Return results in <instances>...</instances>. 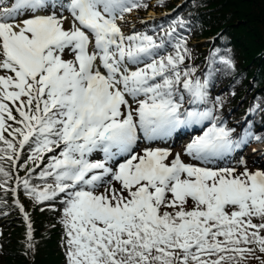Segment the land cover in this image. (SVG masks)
<instances>
[{
    "label": "snow or ice",
    "instance_id": "snow-or-ice-1",
    "mask_svg": "<svg viewBox=\"0 0 264 264\" xmlns=\"http://www.w3.org/2000/svg\"><path fill=\"white\" fill-rule=\"evenodd\" d=\"M148 7L0 0V191L33 254L21 195L58 214L64 264H264V166L244 158L264 143V93L229 126L214 90L245 78L231 49L197 63L180 15L126 32Z\"/></svg>",
    "mask_w": 264,
    "mask_h": 264
},
{
    "label": "trees",
    "instance_id": "trees-1",
    "mask_svg": "<svg viewBox=\"0 0 264 264\" xmlns=\"http://www.w3.org/2000/svg\"><path fill=\"white\" fill-rule=\"evenodd\" d=\"M177 1L165 0L162 7L172 9ZM179 11L195 24L189 40L197 57L196 62H202L203 54L213 46V42L218 47L226 45L232 51L238 74L242 73L245 77L231 86L229 80H222L214 90V94L221 90L225 101L224 118L229 126L235 125L244 117L252 97L264 93V0H191ZM153 26L157 27L150 24L147 28ZM192 39L210 40L191 45ZM233 90L235 96L229 94ZM262 118L258 115L254 122L260 123ZM248 163L251 165V162ZM8 203L13 205L9 197ZM17 215L15 212L10 218ZM58 218L49 210L41 212L38 208L33 212L37 242L34 254L26 248L25 230L20 221L14 219L5 223L2 227L4 233L0 236V264H64V255L59 250L62 229ZM13 224L19 227L16 229ZM9 228L12 232L8 231ZM44 249L47 252L43 254ZM250 264H259V261L253 259Z\"/></svg>",
    "mask_w": 264,
    "mask_h": 264
},
{
    "label": "rangeland",
    "instance_id": "rangeland-1",
    "mask_svg": "<svg viewBox=\"0 0 264 264\" xmlns=\"http://www.w3.org/2000/svg\"><path fill=\"white\" fill-rule=\"evenodd\" d=\"M188 1H191V0H178L177 2H175L174 7H172V9L164 8L162 6H160V8H162L160 9L157 7V5L165 2V0H146V2L149 4L148 9L147 10L140 9L130 14L127 18V27L125 28V31L131 32L133 30L135 31L144 30V31L150 32L152 27L147 28V26L150 24H155L157 27L160 25H163L166 27L167 24L170 23V20L172 17H175L177 15L182 16V11H179V9ZM209 40L210 39H205V40L202 39L201 41L200 40L195 41V39H192L191 45L197 44L199 42L205 43V42H208ZM220 93H221V90L215 91V94H220ZM186 142L180 143L179 140H174L172 143L174 145L175 151H181L183 148L182 147L183 144ZM245 153L247 154L249 160L252 162V166L254 165L255 168L264 166V143L252 144L251 146L248 147ZM21 175H23V173H21ZM8 197L11 199V202L13 203L14 206L9 205ZM20 199H21V202L25 205L26 210L30 213L32 217L33 228L35 229L36 225L33 219V212L37 210L39 207L32 205L31 202L28 201L27 198L24 197L23 195H21ZM15 212L18 214L16 218H10L11 217L10 215H12ZM50 213L57 215V217H59L56 212L50 211ZM14 219H18L20 221L19 223H21V225L24 227V230L26 231V225L23 220L22 214L16 208L12 194L6 195L3 191H0V236L3 235L4 230H5L2 228L3 225L7 223L8 221L14 220ZM13 226H15L16 229L19 227L17 226V224H13ZM8 227H10V225ZM8 231L12 232L11 228H9ZM59 250L64 255L63 249L61 248L60 243H59ZM45 252H47V249H44L42 251L43 254Z\"/></svg>",
    "mask_w": 264,
    "mask_h": 264
}]
</instances>
